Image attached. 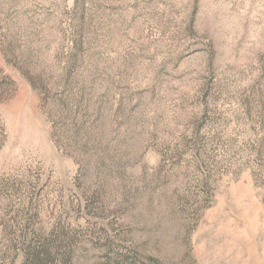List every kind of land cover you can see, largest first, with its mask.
I'll return each instance as SVG.
<instances>
[{
    "label": "rangeland",
    "instance_id": "1",
    "mask_svg": "<svg viewBox=\"0 0 264 264\" xmlns=\"http://www.w3.org/2000/svg\"><path fill=\"white\" fill-rule=\"evenodd\" d=\"M0 264H264V0H0Z\"/></svg>",
    "mask_w": 264,
    "mask_h": 264
}]
</instances>
